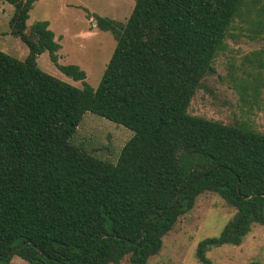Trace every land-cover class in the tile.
Here are the masks:
<instances>
[{"label": "trees", "instance_id": "16d2710c", "mask_svg": "<svg viewBox=\"0 0 264 264\" xmlns=\"http://www.w3.org/2000/svg\"><path fill=\"white\" fill-rule=\"evenodd\" d=\"M37 1L0 0L29 50L0 51V264H148L204 193L236 214L199 243L200 264L264 227V134L189 113L235 20L264 28L259 0H136L126 22L94 16L117 43L97 88L58 63L48 21L27 32ZM45 52L82 88L41 70ZM87 113L133 133L116 162L73 143Z\"/></svg>", "mask_w": 264, "mask_h": 264}, {"label": "rangeland", "instance_id": "374dc122", "mask_svg": "<svg viewBox=\"0 0 264 264\" xmlns=\"http://www.w3.org/2000/svg\"><path fill=\"white\" fill-rule=\"evenodd\" d=\"M135 3L136 0H38L30 11L27 32L35 22L48 21L61 45L58 63L79 66L86 72V82L97 88L117 43L111 33L98 28L94 16L126 22ZM256 6H264V0ZM13 11L12 5L0 3V51L25 60L27 46L10 33ZM246 15L231 26L223 50L214 60V72L202 81L189 113L224 124L245 123L264 134V28L258 29L253 17ZM37 63L44 72L82 88V82L68 78L51 62L48 52L39 56ZM83 120L73 143L100 160L116 162L133 133L92 113ZM235 214L236 209L217 194H202L193 210L164 237L161 252L148 264H200L199 243L219 236ZM207 257L213 264H264V227L254 225L241 245L212 249ZM11 264L26 263L14 258ZM121 264H130L128 257Z\"/></svg>", "mask_w": 264, "mask_h": 264}, {"label": "water", "instance_id": "95a60500", "mask_svg": "<svg viewBox=\"0 0 264 264\" xmlns=\"http://www.w3.org/2000/svg\"><path fill=\"white\" fill-rule=\"evenodd\" d=\"M25 246V244L24 245H22L20 248H23Z\"/></svg>", "mask_w": 264, "mask_h": 264}]
</instances>
